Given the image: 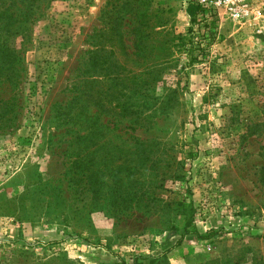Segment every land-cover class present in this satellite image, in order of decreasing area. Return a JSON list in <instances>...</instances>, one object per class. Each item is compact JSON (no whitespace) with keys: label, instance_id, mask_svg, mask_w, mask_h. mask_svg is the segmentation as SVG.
Here are the masks:
<instances>
[{"label":"rangeland","instance_id":"374dc122","mask_svg":"<svg viewBox=\"0 0 264 264\" xmlns=\"http://www.w3.org/2000/svg\"><path fill=\"white\" fill-rule=\"evenodd\" d=\"M19 1L0 0V264H264V0L192 21L180 0ZM89 132L95 195L70 180Z\"/></svg>","mask_w":264,"mask_h":264},{"label":"trees","instance_id":"16d2710c","mask_svg":"<svg viewBox=\"0 0 264 264\" xmlns=\"http://www.w3.org/2000/svg\"><path fill=\"white\" fill-rule=\"evenodd\" d=\"M136 3L138 4L135 8H134V12L133 14L135 16H141L142 14H140V8H139V5L141 6V3L139 0H135ZM24 1L23 0H20L19 1V4H23ZM124 6L125 5H128V7H131L132 8V4H130V1L129 2H125V4H123ZM130 8V9H131ZM133 9V8H132ZM132 12V10H130ZM110 11H105L103 12V14H108ZM186 12H187V15L189 16V18L192 20H195V18L197 17V15H199L201 12L199 10L198 7L196 6H188L187 9H186ZM102 17V16H101ZM109 18H111V16H109ZM10 23L7 22L5 24V27L9 26ZM16 31L13 30L11 31L8 27H7V34H14ZM5 33V34H6ZM177 40L179 41V47H182L185 45V41H186V38L183 37V36H178L177 37ZM82 113L79 111L77 113V115H75L76 117L73 118V121L80 127V129H86V127L90 128L92 127L91 125V122L88 121L89 119L87 118H83ZM77 143L76 145L78 146V150L77 152L81 151L83 152V158L86 160L85 162H82L80 161L79 163L77 162L76 164H79L78 167L75 166L74 170H73V173H71V181L73 182V184H77V188L79 190H81L82 192H87V191H90L92 193V195H95L97 193V189L95 188V178L97 176L96 174V169L94 167H89V163H88V158L87 156H90L92 154H90V144L93 145V141H92V133H87L86 134V137H81V136H78L77 138ZM83 143V145H81ZM82 148L80 149L79 147ZM79 155V153H78ZM83 165V168L81 169V171L79 172L78 171V168ZM133 190V189H132ZM138 190H134L132 193L133 195H135V193L137 192ZM127 195H130V192H127ZM123 206H127V205H120L119 208L122 209Z\"/></svg>","mask_w":264,"mask_h":264},{"label":"built area","instance_id":"2783aa9c","mask_svg":"<svg viewBox=\"0 0 264 264\" xmlns=\"http://www.w3.org/2000/svg\"><path fill=\"white\" fill-rule=\"evenodd\" d=\"M235 0H180L182 8L185 10L188 6H196L201 13L216 9L217 11L227 8Z\"/></svg>","mask_w":264,"mask_h":264}]
</instances>
